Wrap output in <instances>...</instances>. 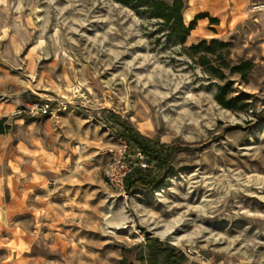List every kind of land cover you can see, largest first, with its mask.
Instances as JSON below:
<instances>
[{
  "label": "rangeland",
  "instance_id": "1",
  "mask_svg": "<svg viewBox=\"0 0 264 264\" xmlns=\"http://www.w3.org/2000/svg\"><path fill=\"white\" fill-rule=\"evenodd\" d=\"M185 1L187 24L208 15L185 46L230 43L246 76L207 75L114 0H0V264H148L150 239L184 264H264V0ZM123 123L168 145L157 186L108 180L137 148Z\"/></svg>",
  "mask_w": 264,
  "mask_h": 264
},
{
  "label": "trees",
  "instance_id": "2",
  "mask_svg": "<svg viewBox=\"0 0 264 264\" xmlns=\"http://www.w3.org/2000/svg\"><path fill=\"white\" fill-rule=\"evenodd\" d=\"M133 9L137 14H145L148 17L159 20L160 28L168 35L176 39L182 45V52L188 56L202 71L213 78L221 81L227 78V73L246 76L255 66L249 60L234 61L231 58L230 43L219 39H204L191 46H185L187 38L195 28L198 19L207 17V14H200L189 24L185 22L184 11L187 8L185 0H114ZM211 24H218V19L210 18ZM221 90L216 95V99L225 107H230ZM250 96L249 94H247ZM264 112V111H263ZM8 117L0 118V134L5 133L10 125L7 124ZM121 137L129 143L140 148L147 156L150 163H155L157 167H167V157L164 149L168 147L157 140L150 139L139 133L131 124L123 123ZM176 149H173L175 151ZM172 151V150H171ZM172 151V152H173ZM160 182L159 175L150 169L135 168L125 178V190L131 193L136 186L144 188L157 186ZM146 247L149 251L147 257L149 264H183L188 260V256L181 251H177L172 246L158 245L156 240H148ZM128 249L127 253H132ZM141 259H145L141 256ZM123 264H129L126 257H123Z\"/></svg>",
  "mask_w": 264,
  "mask_h": 264
},
{
  "label": "built area",
  "instance_id": "3",
  "mask_svg": "<svg viewBox=\"0 0 264 264\" xmlns=\"http://www.w3.org/2000/svg\"><path fill=\"white\" fill-rule=\"evenodd\" d=\"M52 100L46 99L45 101H35L31 103L28 107L30 114L47 115L51 112ZM63 107L66 109L67 104L63 103ZM129 146L125 142L121 149L114 151V157L108 169L106 171V176L110 183L124 192L125 190V178L131 173L135 168L150 169L151 163L148 160V156L140 149L136 148L134 154L130 153ZM135 158V161L134 159ZM187 256L191 257L187 251H183ZM204 257L201 259H196L200 264L204 263Z\"/></svg>",
  "mask_w": 264,
  "mask_h": 264
},
{
  "label": "crops",
  "instance_id": "4",
  "mask_svg": "<svg viewBox=\"0 0 264 264\" xmlns=\"http://www.w3.org/2000/svg\"><path fill=\"white\" fill-rule=\"evenodd\" d=\"M2 134H3V133H2ZM2 134H0V135H2ZM185 262H186V261H185ZM185 262H184V263H185ZM184 263H183V264H184ZM148 264H149V263H148Z\"/></svg>",
  "mask_w": 264,
  "mask_h": 264
}]
</instances>
